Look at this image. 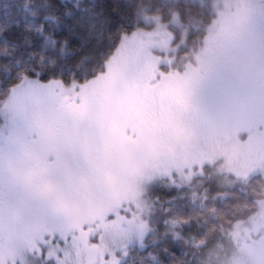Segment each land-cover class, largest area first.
<instances>
[{"label":"rangeland","instance_id":"1","mask_svg":"<svg viewBox=\"0 0 264 264\" xmlns=\"http://www.w3.org/2000/svg\"><path fill=\"white\" fill-rule=\"evenodd\" d=\"M210 2L215 17L191 54L177 59L187 42L178 15L172 19L177 29H166L159 17H145L152 27L126 36L95 79L79 86L31 81L0 106V253H18L19 258L37 244L42 253L46 248V260L26 254L22 264H122L129 247L153 231L156 189L198 190L211 181L225 196L264 172V0ZM162 55L180 66L156 69ZM222 79L230 87L248 79L263 82L213 100L208 88L216 89ZM196 89L203 93L191 99ZM157 96L159 103L150 105L148 97ZM56 107L75 108L72 120L90 119L110 111L107 107L132 114L135 130L132 126L121 132L119 146L100 165L101 171L116 175L111 199L100 203L112 208L100 209L104 213L99 220L105 223L95 225L96 213L90 222L72 219L64 227L43 215L48 213L44 204L33 210L35 222L17 216L11 226L7 217H14L28 200L43 198L44 181L35 163L42 147L29 140L48 134ZM52 134L49 146L57 150L65 137L63 132ZM85 198L82 212L91 209L93 197L86 193ZM226 230L221 240L201 243L192 264H254L264 256V202L251 217ZM95 233L98 243L88 242ZM152 235L153 242L159 240Z\"/></svg>","mask_w":264,"mask_h":264},{"label":"trees","instance_id":"2","mask_svg":"<svg viewBox=\"0 0 264 264\" xmlns=\"http://www.w3.org/2000/svg\"><path fill=\"white\" fill-rule=\"evenodd\" d=\"M176 15L187 34L186 44L176 55L178 59L199 47L206 27L215 17L210 0H0V106L15 90L31 81L79 86L95 79L106 70L107 60L119 50L126 36L152 27L145 23V17H159L166 29H177L172 21ZM162 58L156 69L180 66L172 58L165 55ZM256 82L263 80L248 79L230 87L222 79L217 82L220 86L216 85V97L221 100L230 94L233 97L240 88ZM154 102L148 97V103ZM60 107H56L58 112L53 110L55 117L53 121L51 118L48 134L41 139L36 137L33 142L29 140L42 147L35 163L40 170L39 178L44 181L45 191L40 194L43 198L28 200L15 212V221L21 216L35 222L33 210L44 204L48 213L42 212L43 215L64 227L72 219L75 223L84 219V223L90 222L96 213L99 220L104 213L100 209L112 208L111 204L100 206L102 200L111 199L112 184L116 181V175L112 177L100 170L101 163L109 157L101 155L103 150L109 154L119 146V135L128 131L127 120L132 114L120 107H107L111 110L90 119L72 120L70 113L75 108L60 110ZM61 132L65 138L55 150L49 146V137ZM83 146L86 148L80 152ZM202 185L198 190L156 189L150 213L153 231L129 247L122 264H192L201 243L221 240L226 228L251 217L264 202V172L241 187L229 189L225 196L219 194L211 181ZM86 193L93 197L89 202L91 212H82ZM100 222L106 221L99 220L95 225ZM74 228L68 229V233ZM153 233L159 238L156 242L152 241ZM90 240L98 243L97 234L90 235L87 241ZM39 246H30L26 254H39L46 260V248L43 245L42 253ZM24 256L18 258V253L3 252L0 264H22ZM254 264H264V256Z\"/></svg>","mask_w":264,"mask_h":264},{"label":"flooded vegetation","instance_id":"3","mask_svg":"<svg viewBox=\"0 0 264 264\" xmlns=\"http://www.w3.org/2000/svg\"><path fill=\"white\" fill-rule=\"evenodd\" d=\"M234 86V85H233ZM218 88L216 87V89H214V87H209L208 88V91L210 92V98L211 99H213V100H216L217 99V97H216V90H217ZM237 89V88H236ZM201 91V89H196L195 91H191L190 92V95H189V97L191 98V97H195V96H200L202 93H203V91L201 92V93H199ZM196 92H198L199 93V95H197V93ZM195 93V94H194ZM192 99V98H191ZM154 103H151L150 105H152V104H156V103H159V101H160V97L159 96H157V99H154ZM176 111V108H174V110H173V112H175ZM58 112V111H57ZM130 114V113H129ZM55 114L53 113L52 114V121L54 120L53 118L55 117L54 116ZM133 117L131 118V115L129 116V119L127 120V121H129V125H128V130L130 131V130H132L131 128H132V126L134 127V130H135V127H136V125L134 124V122H133ZM132 124H134V125H132ZM45 138V137H44ZM102 153H104L103 155H101V157L103 156V158H106L107 156H108V153H107V151H102ZM101 153V154H102ZM38 165H39V163H38ZM80 198H82V194H80ZM3 198H0V201L2 200ZM8 219H10L9 220V223L11 224V226H14L15 224H16V221H15V218L14 217H7V220Z\"/></svg>","mask_w":264,"mask_h":264}]
</instances>
